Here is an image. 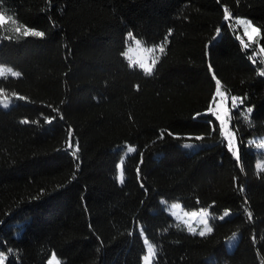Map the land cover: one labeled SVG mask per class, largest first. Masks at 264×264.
<instances>
[{"label":"trees","instance_id":"16d2710c","mask_svg":"<svg viewBox=\"0 0 264 264\" xmlns=\"http://www.w3.org/2000/svg\"><path fill=\"white\" fill-rule=\"evenodd\" d=\"M0 13V66L20 74L0 77L17 100L0 107L5 264H142L143 236L153 264H264V170L248 145L264 135V0H0ZM129 34L163 47L152 74L129 65ZM218 85L238 102V159L212 112ZM174 202L210 209L212 232L176 222Z\"/></svg>","mask_w":264,"mask_h":264},{"label":"rangeland","instance_id":"374dc122","mask_svg":"<svg viewBox=\"0 0 264 264\" xmlns=\"http://www.w3.org/2000/svg\"><path fill=\"white\" fill-rule=\"evenodd\" d=\"M6 21V18H5ZM236 22L238 25L243 29L245 32V39L248 41H255L259 33L254 34L252 37H249L247 35L248 31H251V28L248 27L249 20L245 18H237ZM3 23V22H2ZM1 24V23H0ZM251 26L252 23L250 22ZM256 28V27H255ZM127 47L124 51V53H127L129 49H133L134 51L129 53L133 61H137V63L133 64L128 56L124 55L125 58L127 59L129 65L131 67H137L144 71L146 74H149L146 72L145 69L141 68L139 66L140 63H146L148 66L152 67V72L153 73L154 68L156 66L157 59L159 55L162 53L161 48L163 47H146L143 45V43L129 34L127 36ZM139 42V43H137ZM151 50V51H149ZM155 61V63H153ZM0 67L5 68V69H11L12 72H17L15 69L8 67V66H3L1 65ZM5 76H10V77H18V76H13L11 73L6 72L4 76L0 77H5ZM219 91L217 92L216 99L213 103L212 106V112L214 116L218 119L221 125V130L222 134L225 138V141L227 143V146L229 148V143H231L232 147L229 148V150L233 153V155L238 159L240 157V147H239V141L237 138V135L235 131L232 129L231 125V110L236 108V105H238L237 100L235 99V104H233V97H230L225 91L220 89V85L217 87ZM17 103L16 98L13 97H7L4 94L0 95V107L4 109H10L14 104ZM221 117H223V121H221ZM248 145L251 146L257 153H258V160H257V169L258 170H264V135L262 136H256L248 141ZM200 144L198 143H184L183 147L189 151H195L199 148ZM134 149V151H127L123 159L118 165V179L120 181L121 176L123 177V161L126 158L127 155L133 154L136 151V148L130 147ZM173 205H178V207L173 208ZM166 210L170 214V216L178 223L184 225L188 231L189 228L194 229L195 231H189L192 234L199 235L201 231H205V235H208L212 232H207L206 228H211V213L210 209H200V210H194V211H188L183 208V206L180 203L174 202V203H166ZM197 213L195 217L191 215V213ZM175 213V215H173ZM206 213V215H205ZM227 213V215H225ZM223 215L219 217L220 220H225L233 215V212L227 211ZM206 220L207 224L203 223L202 221ZM204 235V236H205ZM240 238V234H235L232 236L228 241H227V250L229 252H232L238 243ZM145 246H146V253L142 258V264H153L155 255H156V250L155 247L149 242V240L143 236ZM7 259V256L4 254H0V264H5ZM208 264H219L214 256H211L207 259ZM48 264H61L60 260L58 257L53 254L50 259L48 260Z\"/></svg>","mask_w":264,"mask_h":264},{"label":"snow or ice","instance_id":"6c2138e0","mask_svg":"<svg viewBox=\"0 0 264 264\" xmlns=\"http://www.w3.org/2000/svg\"><path fill=\"white\" fill-rule=\"evenodd\" d=\"M2 22H5V17H4V15H3L2 13H0V23H2ZM248 27L251 28V31H248V32H247V35H248L249 37H252L254 34L260 32V29H259V28L252 27L251 24H250V22H249V24H248ZM16 31L19 32L20 29L17 28ZM24 35H25V36L35 35V36H38V37H43V36L45 35V33L42 32V31H34V32H33V31H25V32H24ZM137 43H139V42H137ZM133 51H134L133 49H129V51H128L127 53H124V55L128 56L129 60H130L133 64H135V63H137V61H133L132 58H131V56L129 55V53H131V52H133ZM149 51H151V50H149ZM161 51H163V48H161ZM153 63H155V61H153ZM139 66H140L141 68L145 69L146 72L149 73V74L152 72V67L148 66L146 63H140ZM6 72L11 73L13 76H19V75H20V74L17 73V72H12L11 69H5V68L0 67V76H4ZM217 83H218V82H217ZM218 91H219V89L217 88V92H218ZM233 104H235V98H233ZM251 111H252V109L249 108V109H248V112H251ZM221 121H223V117H221ZM231 147H232V145H231V143H229V148H231ZM128 151L131 152V151H134V149L129 148ZM120 182L123 183V177H122V176H121ZM176 207H178V205H173V208H176ZM173 215H175V213H173ZM191 215H192L193 217H195V216L197 215V213L194 212V213H191ZM205 215H206V213H205ZM225 215H227V213H225ZM202 222L205 223V224H207V221H206V220H204V221H202ZM211 230H212L211 228H206V231H207V232H211ZM189 231H193V232H194L195 230L192 229V228H189ZM199 235H200V236H204V235H205V231H201V232L199 233Z\"/></svg>","mask_w":264,"mask_h":264}]
</instances>
